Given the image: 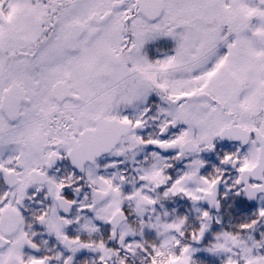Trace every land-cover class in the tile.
Here are the masks:
<instances>
[{
	"label": "flooded vegetation",
	"instance_id": "1",
	"mask_svg": "<svg viewBox=\"0 0 264 264\" xmlns=\"http://www.w3.org/2000/svg\"><path fill=\"white\" fill-rule=\"evenodd\" d=\"M114 1L0 0V264H264V193L253 194L264 188L254 170L264 106L229 109L232 99L210 86L170 96L149 73L177 43L169 54L166 44L135 43L138 21L150 23L138 0ZM239 1L229 0L233 11ZM87 3L75 22L85 32L72 39V23L68 42H52L63 17ZM206 3L163 0V14L182 17L166 26L184 33L179 46L209 25ZM117 13L125 43L75 68L76 44ZM241 30L264 47V28ZM54 46L64 60L50 57ZM181 96L194 97L172 102ZM194 109L224 122L207 141L190 127Z\"/></svg>",
	"mask_w": 264,
	"mask_h": 264
},
{
	"label": "rangeland",
	"instance_id": "2",
	"mask_svg": "<svg viewBox=\"0 0 264 264\" xmlns=\"http://www.w3.org/2000/svg\"><path fill=\"white\" fill-rule=\"evenodd\" d=\"M203 1L205 4L208 2L210 6L204 10L206 20L210 22L209 25L207 27L203 24L198 25V32L193 35L190 47L187 49L178 45L183 43L184 33L171 28L173 31L171 34L175 35L177 43L173 49L175 55L167 56L164 64L154 67L149 76L154 79V76H159V88L167 91L170 96L195 88L202 89L210 86L220 99H232L229 109L233 108V110L239 111L262 110L264 106V47L255 41V38L250 34L243 33L241 29L246 24L251 33L260 34L264 28V0L251 2L248 6L240 0L239 5L243 7L240 8L239 12L232 10L229 0ZM87 5L88 3L85 6L78 4L75 6V12L63 17L62 24L55 33L52 42L56 44L68 42L67 31L69 26L84 20L87 10L91 8V4L88 9L85 8ZM188 5L190 6V3ZM121 18L122 13H117L103 28L98 29V31H90L76 44L81 48V53L75 56V68L84 69L88 60L93 59L98 53L110 54L121 43H125L124 35L121 34ZM170 20L178 24L182 17L170 16V8L168 7L167 12L154 24L151 23L150 25L138 21L139 30L134 37L135 43L149 44L147 40L157 37L158 32L166 30L167 33V21ZM211 22L219 26L229 24L228 30L225 33L221 31L212 32L210 30ZM134 27L137 26L134 24ZM238 27H240L239 30ZM52 49L48 50L52 59L64 60L61 56L60 46H54ZM211 54L214 55L211 57ZM111 57L108 55L106 59L110 60ZM133 57L131 55L129 58L135 61ZM135 66L141 70L144 68L140 61ZM53 68L58 69L59 75L66 73L65 68L62 71L56 64ZM240 86H242L241 90H239ZM75 88L77 92L83 91L80 78L76 79ZM145 92L141 88L138 90L140 104L145 101ZM173 114L171 112L170 115L173 116ZM190 117L193 122L190 127L193 129L194 125H197L200 141H207L209 136L214 135L224 123L214 113L205 114L196 109L190 112ZM211 118L213 120H210Z\"/></svg>",
	"mask_w": 264,
	"mask_h": 264
},
{
	"label": "water",
	"instance_id": "3",
	"mask_svg": "<svg viewBox=\"0 0 264 264\" xmlns=\"http://www.w3.org/2000/svg\"><path fill=\"white\" fill-rule=\"evenodd\" d=\"M139 4V14L147 21V22H155L158 19H160L162 12H163V0H138ZM124 5V0H115L114 4L112 6V9H120ZM112 15V11H108L104 17L103 21H107ZM86 30V26L75 23L71 26L70 29V37L72 39L79 38ZM194 96H181L174 100H172L173 103H179L184 99H192ZM226 133V130H223L221 135H224ZM259 134V133H258ZM257 143L260 146L259 150V159L258 164L254 170H263L264 171V135H258L257 136ZM246 194L249 195L250 192H248L245 188ZM258 192L264 193V188H259L256 192H253V194H256ZM253 203V200H251Z\"/></svg>",
	"mask_w": 264,
	"mask_h": 264
},
{
	"label": "trees",
	"instance_id": "4",
	"mask_svg": "<svg viewBox=\"0 0 264 264\" xmlns=\"http://www.w3.org/2000/svg\"><path fill=\"white\" fill-rule=\"evenodd\" d=\"M205 16L202 17V22L204 23L205 21ZM222 27V26H219ZM224 28V27H222ZM179 30V27L177 26V28ZM223 33H225V31H222ZM252 37H254V35H252ZM148 43L155 45L154 48L156 46L161 45L163 47V45L166 44V54L170 53L172 51V49L169 48V45H174L176 43V37L175 35L173 36V34H171L170 32L167 31V33L165 31L160 32L157 37H154L153 39L150 38L149 40H147ZM222 52V51H220ZM242 89V86L240 87V90Z\"/></svg>",
	"mask_w": 264,
	"mask_h": 264
}]
</instances>
